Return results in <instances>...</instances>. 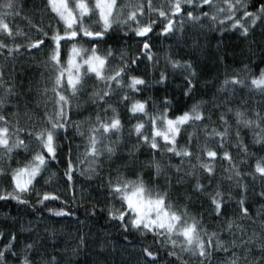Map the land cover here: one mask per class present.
<instances>
[{
    "label": "snow or ice",
    "instance_id": "obj_1",
    "mask_svg": "<svg viewBox=\"0 0 264 264\" xmlns=\"http://www.w3.org/2000/svg\"><path fill=\"white\" fill-rule=\"evenodd\" d=\"M0 201V264H264V0H0Z\"/></svg>",
    "mask_w": 264,
    "mask_h": 264
},
{
    "label": "trees",
    "instance_id": "obj_2",
    "mask_svg": "<svg viewBox=\"0 0 264 264\" xmlns=\"http://www.w3.org/2000/svg\"><path fill=\"white\" fill-rule=\"evenodd\" d=\"M238 34H227L224 38V43L222 46H225L229 49H234L237 52H239V50L241 48H244L246 50V45L244 43H242V41L240 39L237 38ZM153 40L156 41V45L157 47L154 49V51H160L163 50L164 48H166L168 46V41H159L156 39L155 36H153ZM213 45L216 43L215 40L212 41ZM239 59L240 57H237V64L239 63ZM258 62V61H257ZM204 74H209L212 73L214 70L212 69L211 65H208L206 67H204L202 69ZM177 81H179L181 79V77L177 76L176 77ZM170 91H173V95L175 96H180L179 94V90L176 88V85L173 84L170 88ZM163 92V89H160L159 91H157L156 95H159ZM183 97L180 96V100L183 101ZM190 103V101H189ZM60 173H63V165L60 166ZM33 200H35V196H33ZM92 201H85L83 206H80L79 201H77L76 205H72L71 203H69V207L71 208L72 211L77 212L79 215H81V218H83V208L84 207H90L91 206ZM60 205V202L57 201L55 204L50 205L52 207H57ZM19 212L18 207L15 205V203H9V204H5L3 201H0V230H7V226L12 224V217L13 216H17ZM5 213H11L12 216H5ZM21 215L23 213H20ZM28 217L25 216L24 220L25 222L27 221ZM18 223V221H17ZM65 223H69V221H65ZM101 225H104V229H101ZM85 231H87V228H85ZM94 232H99L101 235H107L109 240L112 241L111 244H109V249H111L113 246H115L117 248V258H119L120 252H119V241L121 239V237L118 236L117 232L115 229L108 227L105 223L104 219H100L98 221V223L96 224L95 228L93 229ZM131 239V237H130ZM125 256H128L129 253H124Z\"/></svg>",
    "mask_w": 264,
    "mask_h": 264
}]
</instances>
